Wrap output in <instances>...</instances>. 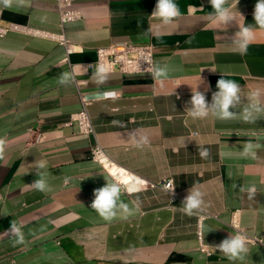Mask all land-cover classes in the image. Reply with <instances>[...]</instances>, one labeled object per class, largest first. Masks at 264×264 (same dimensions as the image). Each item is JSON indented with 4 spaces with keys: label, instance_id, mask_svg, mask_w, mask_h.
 I'll return each instance as SVG.
<instances>
[{
    "label": "crops",
    "instance_id": "1",
    "mask_svg": "<svg viewBox=\"0 0 264 264\" xmlns=\"http://www.w3.org/2000/svg\"><path fill=\"white\" fill-rule=\"evenodd\" d=\"M175 2L181 16L164 24L152 16L157 0H74L80 18L61 24L56 0H13L10 7L0 0V24L9 26L0 38V264H264V116L242 119L246 96L259 92L264 101L257 0H238L237 21L224 27L209 15V0ZM237 22L255 29L246 55L235 48ZM46 33L64 36L72 51ZM119 40L152 44L154 64L168 70L163 83L151 74L113 72L98 85L96 51ZM62 73L72 82L62 84ZM221 78L240 84L245 95L237 117L193 120L186 111L192 93H205L211 103ZM109 91L116 97L88 107L96 140L110 160L148 185L132 181L141 191L122 196L131 214L105 221L90 207L93 193L116 181L92 160L90 140L61 123L81 109L80 93ZM29 128L46 140L30 142ZM141 136L149 144L137 147ZM248 142L257 146L255 159L241 156ZM201 147L209 149L207 159ZM41 160L44 170L36 167ZM45 171L51 190L40 192L32 184ZM169 180L174 195L163 186ZM193 187L204 193L206 207L188 217L181 209ZM234 212L260 242L248 245L244 261L201 252L198 229L213 247L235 234ZM12 222L23 226V244H15Z\"/></svg>",
    "mask_w": 264,
    "mask_h": 264
},
{
    "label": "clouds",
    "instance_id": "2",
    "mask_svg": "<svg viewBox=\"0 0 264 264\" xmlns=\"http://www.w3.org/2000/svg\"><path fill=\"white\" fill-rule=\"evenodd\" d=\"M2 3L6 7H10L13 0H2ZM213 11L209 13L213 17L214 21L221 26H226L233 20L237 21V15L233 9H236L238 0H209ZM193 11H202L192 5L188 6ZM152 16L159 18L164 24H170L175 19L181 16V10L175 0H157L155 9ZM239 18L243 20V17ZM253 19L255 24L264 29V0H257L254 8ZM238 23V22H237ZM239 24V23H238ZM255 29L251 26H244L239 24V31L235 35L234 44L236 51L240 55H246L249 43L254 39ZM144 61H147L150 67V74L152 77L161 83L163 79L168 77V70L166 67L156 66L150 59L141 57ZM140 70L139 65L137 66ZM111 72L110 66L103 64L99 65L95 72L94 77L98 85L104 84L109 79ZM74 77L69 73H62L60 82L62 84H69ZM197 87V86H196ZM217 91L212 94L211 103L206 100L205 93L195 91L192 93L191 99L188 102L191 107L186 111L193 120L207 119L209 116H214L221 121L233 120L237 117L238 112L234 111L238 105H241L242 88L240 84L233 80L221 78L216 83ZM103 96L108 98H115V92H104ZM247 97L246 107L242 111V119L246 123H256L262 116H264V101L260 98L259 92H252ZM116 126H125L123 122L113 120L111 122ZM137 147H143L149 144L147 136H141L138 140H135ZM4 141L0 140V156L3 154ZM257 146L251 142L245 143L241 156L244 158H256L255 148ZM199 155L203 159H207L210 156L208 148L201 147L199 149ZM36 167L39 170L47 168V161L41 160L36 162ZM39 178L34 181L32 186L40 192L50 191V186L46 179L47 172H38ZM140 183H146L141 181ZM168 194L174 195V185L169 183L165 186ZM141 189L139 187L130 186V182H125L123 185L119 182L106 183L103 187L94 190V199L91 202V209H93L99 217L105 221H112L116 218L118 212L124 215H130L131 209L128 203H126L122 196L133 195L139 193ZM244 191V189H241ZM250 197L256 192V188L253 186L248 189ZM206 207L204 200V193L197 188H190L187 196L183 201V208L181 211L188 217L200 216ZM22 225H18L15 222L11 223L10 232L16 237L15 244L24 243V235L22 232ZM249 238L242 233L231 235L228 238L223 239L217 246L216 250L223 253L224 256L230 262L244 261L249 252Z\"/></svg>",
    "mask_w": 264,
    "mask_h": 264
},
{
    "label": "built area",
    "instance_id": "3",
    "mask_svg": "<svg viewBox=\"0 0 264 264\" xmlns=\"http://www.w3.org/2000/svg\"><path fill=\"white\" fill-rule=\"evenodd\" d=\"M73 3L74 0H56L61 24L76 21L80 18L81 13L77 8L74 7ZM8 31L9 26L0 24V38L5 36ZM45 35L57 38L59 42L65 44L68 53L72 51L70 44L65 40L64 36L60 35L56 37L55 35L48 33H46ZM141 57L150 59L154 64L152 44H136L131 40L113 41L109 45L99 47L97 49L96 61L94 62L93 67L94 70H96L99 65L103 64L105 66H110V73L118 72L123 74H150V69H148L150 65ZM138 65L140 67V70L137 67ZM102 93L104 92L80 93L79 98L81 101V109L71 114L67 120L61 123V126L66 128H73L80 134L85 135L90 140V155L92 160L99 163L102 168L105 169L112 176V178H114L116 182H119L123 185L125 182L120 181L117 175L113 174L109 170L110 167L118 168V170L123 168L110 160L102 146L98 143V141L96 140L94 127L89 117L88 107L95 100L105 98ZM28 132L30 142L34 144L42 143L46 140V134L42 131L29 128ZM123 170L130 176V180L128 181L130 182V184H132V181L135 180L137 185L141 187L148 185L146 181V183H140L144 180L135 178L136 176L129 173L125 169ZM169 183H172V181L169 180L165 182L163 184L164 188H166L165 186ZM203 217L204 216H201V219H203ZM230 225L235 230V234L242 233L249 238L248 245L260 242V240H258L256 237L248 234L243 230V228L240 226L237 212H234V214L232 215ZM197 235L201 252L205 254L219 252L218 250H216V246L218 244L213 247H209L204 243L200 229H198Z\"/></svg>",
    "mask_w": 264,
    "mask_h": 264
},
{
    "label": "bare ground",
    "instance_id": "4",
    "mask_svg": "<svg viewBox=\"0 0 264 264\" xmlns=\"http://www.w3.org/2000/svg\"><path fill=\"white\" fill-rule=\"evenodd\" d=\"M109 170L113 173L116 174L118 179L122 182H128L130 180V176L123 170L118 168H112L110 167Z\"/></svg>",
    "mask_w": 264,
    "mask_h": 264
}]
</instances>
